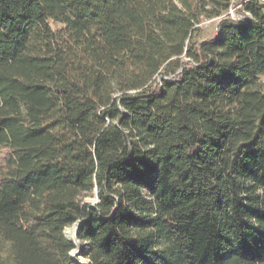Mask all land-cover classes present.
<instances>
[{
    "label": "trees",
    "instance_id": "1",
    "mask_svg": "<svg viewBox=\"0 0 264 264\" xmlns=\"http://www.w3.org/2000/svg\"><path fill=\"white\" fill-rule=\"evenodd\" d=\"M262 77L259 0H0V264H264Z\"/></svg>",
    "mask_w": 264,
    "mask_h": 264
},
{
    "label": "rangeland",
    "instance_id": "2",
    "mask_svg": "<svg viewBox=\"0 0 264 264\" xmlns=\"http://www.w3.org/2000/svg\"><path fill=\"white\" fill-rule=\"evenodd\" d=\"M234 10H235V9H232V11H230V14L232 15V17L236 18L237 15H236V13H235ZM231 12H232V13H231ZM233 14H234V15H233ZM216 21H217V20H206V19L203 20V22H202V28L204 29L203 35H204L205 37H210V36H213V35L215 36V35L217 34V31H216V29H215V28H216ZM261 83L264 84V77L261 78ZM86 201L91 202V203H93V204H96V203L98 202V199H97L96 193H95L92 197H88V198H86ZM72 228H74V227H73V226H72V227H68V228L65 230V234H66V236H67L69 239L74 240V239H76V238H75L76 230H74L75 233H74L73 235L70 234V232L68 231V229L70 230V229H72ZM67 232H68V233H67ZM79 246H80V245H79ZM3 254H4V256H7V255H8V247H7L6 245L3 246ZM78 254H79V250L74 251V252L72 253V256H73L75 259H79L82 263H87V262H88L87 260H85V259L79 257Z\"/></svg>",
    "mask_w": 264,
    "mask_h": 264
},
{
    "label": "water",
    "instance_id": "3",
    "mask_svg": "<svg viewBox=\"0 0 264 264\" xmlns=\"http://www.w3.org/2000/svg\"><path fill=\"white\" fill-rule=\"evenodd\" d=\"M79 223L77 222V223H75L74 225H73V227L75 228V230H76V239H74V241H75V243H76V245L77 246H79L80 245V242H79V240H78V237H77V229H78V227H79ZM64 234H65V231H64ZM65 236H66V234H65ZM67 237V236H66ZM68 238V237H67ZM69 239V238H68ZM77 251V250H76Z\"/></svg>",
    "mask_w": 264,
    "mask_h": 264
},
{
    "label": "bare ground",
    "instance_id": "4",
    "mask_svg": "<svg viewBox=\"0 0 264 264\" xmlns=\"http://www.w3.org/2000/svg\"><path fill=\"white\" fill-rule=\"evenodd\" d=\"M74 230H75V228H72V229H70V230L68 229V231H69V232H70V234H72V235L75 233V231H74ZM67 233H68V232H67ZM75 238H76V236H75Z\"/></svg>",
    "mask_w": 264,
    "mask_h": 264
},
{
    "label": "built area",
    "instance_id": "5",
    "mask_svg": "<svg viewBox=\"0 0 264 264\" xmlns=\"http://www.w3.org/2000/svg\"><path fill=\"white\" fill-rule=\"evenodd\" d=\"M259 1H262V2H264V0H259ZM232 13V12H231ZM234 15V14H233Z\"/></svg>",
    "mask_w": 264,
    "mask_h": 264
}]
</instances>
